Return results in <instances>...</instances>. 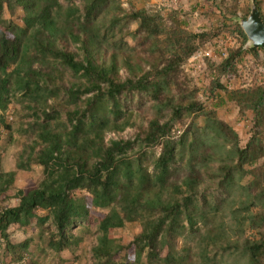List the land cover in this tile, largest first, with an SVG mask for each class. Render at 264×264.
Returning a JSON list of instances; mask_svg holds the SVG:
<instances>
[{
  "label": "trees",
  "instance_id": "obj_1",
  "mask_svg": "<svg viewBox=\"0 0 264 264\" xmlns=\"http://www.w3.org/2000/svg\"><path fill=\"white\" fill-rule=\"evenodd\" d=\"M251 1L264 18L261 0ZM233 23L240 44L219 61L206 59V100L225 93L250 113L244 142L217 106L197 99L184 67L221 29L192 31L175 9H125L121 0H0V142L12 131L14 101L33 116V140L14 169L0 172V196L17 170L44 168L37 186L0 207V264L77 262L86 250L75 230L94 209L104 214L96 218L92 264H217L211 252L219 249L239 264H264V79L229 88L246 55L259 58L264 47H244L249 39ZM67 72L76 78L69 85ZM147 100L152 117L137 140L107 143L106 131L123 129L119 120L132 117L133 102ZM185 113L193 117L174 136ZM136 142L139 151L129 153ZM130 222L141 231L124 244L114 231ZM22 227L30 235L13 239Z\"/></svg>",
  "mask_w": 264,
  "mask_h": 264
},
{
  "label": "rangeland",
  "instance_id": "obj_2",
  "mask_svg": "<svg viewBox=\"0 0 264 264\" xmlns=\"http://www.w3.org/2000/svg\"><path fill=\"white\" fill-rule=\"evenodd\" d=\"M262 2V9L264 12V0ZM251 0H121V4L125 9L147 7L150 10H160L167 15L171 10H177L182 19L188 22L187 27L192 31H200L203 29H221L218 37L207 41L203 45H207L213 49L214 55L210 59L219 61L224 55L221 54V49H227L240 44L239 35L236 31L233 21L241 22L242 19L247 18L250 13ZM136 23L131 25V29H135ZM129 45L134 46L135 39L131 35L126 36ZM202 45V46H203ZM248 46V45H247ZM246 46V47H247ZM209 60V59H208ZM208 60L198 63L195 66L185 65V70L189 73L190 81L189 88L197 89V99L206 101L205 106H217V113L219 116L230 122L236 131L239 133L240 139L244 142L251 129V117L248 111L241 112L240 109L231 101L224 93H220L215 100L207 99L209 94V87L211 85V71L209 70ZM261 81L264 79V50L260 52L259 58L254 57L248 53L245 60L239 64L238 70L231 75L229 88L249 86L255 81L256 78ZM76 79L74 75L67 72L66 84L70 80ZM224 81V78H222ZM221 96L225 100H221ZM27 104V101L26 103ZM64 108L68 109L73 107L72 103L68 104L62 101ZM136 101L132 105V117L128 120L127 117L119 120V123L126 122L127 124L123 129L108 130L105 133V141L108 143L112 139H136V136L141 133L144 127L147 126L149 118L152 117V101L147 100L137 106ZM16 105L19 107V114L16 112ZM29 109H24L21 103L14 101L7 113V119L13 124L12 131L3 130L1 132L0 142V172L7 171L15 168L16 162L26 147V143L33 140V133L27 131L29 123L32 121V115H25ZM64 111V110H63ZM64 114V112H63ZM192 115L184 114L183 121H180L173 128V135H180L188 123L192 119ZM264 139V130L262 131ZM137 140V139H136ZM140 141V140H139ZM140 143L136 142L129 150V153L139 151ZM154 153L157 155L160 152V147H155ZM150 150V149H148ZM44 178V168L40 164L33 163L28 170H17L16 179L11 188L3 195L0 196V207L2 205H13L17 202L16 193L21 188H32L37 186ZM240 190L236 191V199L239 198ZM104 213L99 210H93L92 216L89 221L79 226L75 232L80 239V245L86 252L82 250L81 258L72 264H92L91 247L96 243L97 236V217L102 216ZM89 227L88 231L84 232V227ZM234 230V228H233ZM231 231L232 235L236 233ZM141 231L138 223H127L124 227L116 229L115 235L119 237L124 244H131L136 234ZM16 239H22L25 233L22 231L15 232ZM133 246L130 251H133ZM222 253H224L222 255ZM165 254V252H164ZM238 255V254H236ZM211 256L216 257L217 264H231L233 260L239 264V256L231 253L226 254L223 249L211 252Z\"/></svg>",
  "mask_w": 264,
  "mask_h": 264
},
{
  "label": "water",
  "instance_id": "obj_3",
  "mask_svg": "<svg viewBox=\"0 0 264 264\" xmlns=\"http://www.w3.org/2000/svg\"><path fill=\"white\" fill-rule=\"evenodd\" d=\"M240 23L252 44L264 47V18L255 3H252L247 18L242 19Z\"/></svg>",
  "mask_w": 264,
  "mask_h": 264
},
{
  "label": "built area",
  "instance_id": "obj_4",
  "mask_svg": "<svg viewBox=\"0 0 264 264\" xmlns=\"http://www.w3.org/2000/svg\"><path fill=\"white\" fill-rule=\"evenodd\" d=\"M252 42L249 40L244 47L247 45H250ZM221 54L226 55L227 51L225 49H221ZM214 55L213 49L207 45H203L199 47L188 59V62L186 63L187 66H195L198 63H203L207 58H210ZM23 264V262L21 263Z\"/></svg>",
  "mask_w": 264,
  "mask_h": 264
},
{
  "label": "crops",
  "instance_id": "obj_5",
  "mask_svg": "<svg viewBox=\"0 0 264 264\" xmlns=\"http://www.w3.org/2000/svg\"><path fill=\"white\" fill-rule=\"evenodd\" d=\"M262 11H263V9H262ZM263 14H264V12H263ZM16 231H22L23 233H25L24 238L27 237L28 235H30V230L29 229L23 228V227L22 228H17V229H15L14 233L12 234V237L15 240H23L24 239V238H22V239H16V236H15V232Z\"/></svg>",
  "mask_w": 264,
  "mask_h": 264
}]
</instances>
